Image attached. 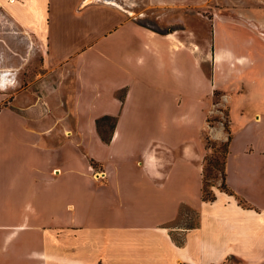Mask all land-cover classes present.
<instances>
[{
    "label": "crops",
    "instance_id": "obj_1",
    "mask_svg": "<svg viewBox=\"0 0 264 264\" xmlns=\"http://www.w3.org/2000/svg\"><path fill=\"white\" fill-rule=\"evenodd\" d=\"M80 1L0 0V21L11 26L4 32L19 33L31 45L36 38L45 61L39 76L27 72L23 80L27 62L8 61L3 45L13 50L0 38V264H218L243 246L257 249L264 241V35L236 15L215 11L208 48L182 34L194 33L191 27L160 30L123 19L107 5ZM205 1L145 3L178 8ZM90 47L103 49L107 70L118 75L122 68L107 88L113 107L121 101V114L137 116L138 124L119 126L116 116L109 142L95 126L88 139L98 151L90 149L88 176H109L120 192L139 195L142 219L131 223H82L75 210L65 211L66 194L77 196V151H67L66 143H76L84 131L75 128L72 135L70 127L50 123L49 112H77L78 100L95 86L86 76L90 67L80 72L72 60ZM221 106L231 134L225 182L249 207L217 180L215 198H201L202 134L228 136L221 120L207 119L223 113ZM115 145L130 154L141 145L140 173L120 175L108 158L103 168L105 150L115 155L109 151ZM195 171L201 177L199 223L173 224L179 202L194 196ZM67 177L73 181L68 189ZM23 197L33 202L21 206ZM175 229L183 230L182 244L171 236Z\"/></svg>",
    "mask_w": 264,
    "mask_h": 264
},
{
    "label": "rangeland",
    "instance_id": "obj_2",
    "mask_svg": "<svg viewBox=\"0 0 264 264\" xmlns=\"http://www.w3.org/2000/svg\"><path fill=\"white\" fill-rule=\"evenodd\" d=\"M82 2L83 0L80 1L79 6L83 4ZM88 2L107 5L114 12L120 14L123 19L129 18L137 22L147 23L160 30L172 27H177L178 29L191 27L194 33L189 31L182 32V34L188 35L187 37L191 41L201 43L208 48L212 44L210 18L215 11L231 16L236 15L242 22L256 27L264 35V0H206L200 4L178 8H151L146 5V0H89ZM178 17L180 18L179 21L176 20ZM10 27L9 23L5 19L3 21L2 18L0 21V38L5 40L14 51L4 48L3 45V56L12 64L19 63L21 60L27 62L29 68L28 70L23 68V73L21 74L23 80H25L24 74L27 72L30 73V76L33 75L36 78L39 76V72H43L45 69L44 54L39 49L37 39L33 38V45H31L32 43L29 38L26 40L19 33L8 34L4 32V30L11 29ZM101 51L103 49L95 50L90 47L86 52L72 57V60L77 61V65L81 66L80 72H85L88 66L90 67V73L87 72L86 76H90L89 80L95 84L93 88L87 90L82 95V98L78 100L77 112H49L50 123L70 127L68 131H72V135H75L73 133L76 130L75 128H77V131H84V133H77L76 143L74 141L69 145L66 143L67 151H73L74 149L77 151V196L73 197L69 196L68 193L66 194L65 211L66 213H70L75 210L77 212V222L82 223L98 222L111 224L115 221L131 223L142 219L139 211L143 209V202L140 201L139 195L136 193L124 194L120 192L119 186H116L115 182L112 183L109 176H88L93 173L92 168L89 170L87 168V162L91 158L90 149L92 151V149L96 148L95 151H98L97 146L90 144L91 141L88 139L95 130V117L102 113H111L119 119V126L138 124L137 116H131L126 112L121 114V101L117 107H113L107 84L115 78L122 76V68L118 70V75H115L110 68L107 70L105 65L106 60ZM203 66L210 72L211 66L209 61H204ZM115 95L121 96L122 90H115ZM221 108V112L223 113L215 116L209 115L207 119L210 124H213L214 120H221L225 128V123L229 125L227 118L228 110L224 106H221ZM107 110H113V112H104ZM113 121L112 118L102 121L99 128L104 135L110 132ZM202 135L205 144L202 165L206 164L209 180L212 182L215 180L221 181V170L224 159V151L221 144L223 140L210 137L207 131H204ZM206 136H208L209 141H207ZM154 147L158 146L154 144L151 146V150ZM112 150L115 152V155H108L106 149L102 159L108 158L112 163L110 167L118 169L120 175L128 172L136 176L141 172V165L137 162L143 156L141 145L138 152L133 154L128 153V150H125L120 145L110 147L109 151L111 152ZM102 154L100 155L102 156ZM206 159L208 160L207 163L205 161ZM92 163L96 165L95 162ZM103 168H106L105 160ZM167 168L168 166L163 164L161 169L164 171ZM200 179V174L198 171H195L194 180H192L193 191L191 194L194 196L190 201L179 202L178 215L171 223L183 226L199 223L197 200L198 196L200 197ZM130 183L136 184L133 181H130ZM70 184H73V181H70L67 177L65 180L67 189ZM218 186H220V183ZM230 194L235 197L237 203L243 207H247L248 204L241 195L237 193ZM32 202L33 200L30 197H23L19 200L21 206L27 207ZM261 235H264V228L262 229ZM173 236L177 240L182 239L184 237L183 230L175 229ZM218 264H264V241L262 243L260 242L257 249L252 248L251 251L249 248L246 249L243 246L241 252L227 255Z\"/></svg>",
    "mask_w": 264,
    "mask_h": 264
},
{
    "label": "trees",
    "instance_id": "obj_3",
    "mask_svg": "<svg viewBox=\"0 0 264 264\" xmlns=\"http://www.w3.org/2000/svg\"><path fill=\"white\" fill-rule=\"evenodd\" d=\"M111 118L114 120L113 123L111 124V130H110V132L107 135H104L99 127H100V125H101L103 120L111 119ZM94 121H95L96 129H97L100 137L102 138V140L105 141V142H109L110 139H111V136H112L113 127L115 125L116 115L107 114V113L101 114V115L95 117ZM225 128L228 131V136H227L226 140H223L221 142L222 148H223V151H224V159H223V165H222V170H221L220 186H218V187L220 189L226 191V192L235 193V192H233V190H231V188L225 182V170H224L225 158H226V155H227V152H228V143H229V140H230V137H231L229 126L226 123H225ZM206 139H207V141H209L208 136H206ZM205 161L207 163L208 160L206 159ZM207 175H208V173H207V170H206V164H203L202 165L201 198L203 200H206V201H211V200H213L215 198V192H214L213 187H212L214 182L209 180ZM244 200L247 202V200L245 198H244ZM247 204H248L247 207H249L250 204L248 202H247ZM197 224L198 223L191 224V225L189 224V225H186V226L187 227H192V226H195ZM171 236H172V238L174 239V241L176 243H178V244H182L183 243V239L177 240V239H175V237L172 234H171Z\"/></svg>",
    "mask_w": 264,
    "mask_h": 264
},
{
    "label": "bare ground",
    "instance_id": "obj_4",
    "mask_svg": "<svg viewBox=\"0 0 264 264\" xmlns=\"http://www.w3.org/2000/svg\"><path fill=\"white\" fill-rule=\"evenodd\" d=\"M89 0H87V2H88Z\"/></svg>",
    "mask_w": 264,
    "mask_h": 264
}]
</instances>
